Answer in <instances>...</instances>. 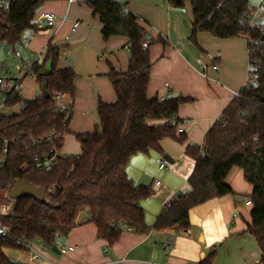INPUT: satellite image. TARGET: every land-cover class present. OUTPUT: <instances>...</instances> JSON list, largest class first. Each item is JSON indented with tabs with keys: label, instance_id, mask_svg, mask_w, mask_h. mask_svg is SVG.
Wrapping results in <instances>:
<instances>
[{
	"label": "trees",
	"instance_id": "16d2710c",
	"mask_svg": "<svg viewBox=\"0 0 264 264\" xmlns=\"http://www.w3.org/2000/svg\"><path fill=\"white\" fill-rule=\"evenodd\" d=\"M48 1L57 0H11L8 11L0 8V40L11 45L28 29L35 31L32 20ZM168 2L184 9L187 3L191 4V41L196 46L199 32L217 38L247 33L259 41L256 45L249 42V48L264 62V35L252 30L245 20L250 0ZM87 4L99 15L105 39L112 35L128 38L129 69L125 73L111 70L109 77L116 101L99 103V127L91 133L76 134L81 152L61 155L59 164L50 171L38 169L34 156L47 152L52 145L62 148L71 113L55 111L54 97L58 92L73 97L76 91L73 68L59 67L61 47L50 43L43 65L34 66L36 81L42 88L46 85L48 97L24 99L23 109L0 115V196L10 193L18 180L44 189L47 194L45 202L25 196L14 200L8 213L0 212V222L9 231L7 238H0V264H23L3 251L5 247L22 249L17 243L21 238L39 239L52 247L58 237L67 235L81 223L78 217L83 213L86 218L82 223H95L98 236L110 244L120 238L122 224L139 233L149 232L151 226L145 221L141 201L151 197L154 190L150 185H136L127 174V165L136 154L151 150L163 153L161 141L165 137L186 141L185 132L178 133L167 122L178 114L179 105L186 99L176 96L159 100L147 94L152 66L149 47L153 41L147 40L146 29L138 17L116 0H91ZM48 62L50 74L42 75ZM19 102L20 96L15 94L7 100V106ZM222 117L225 125L219 121ZM222 117L206 133L202 146L186 147L185 153L195 159L188 178L190 189L165 205L153 228L187 229L191 208L215 197L236 196L226 178L238 166L253 186L250 195H243L252 205L247 232L256 239L261 250L259 262L264 264V70L258 73V84L242 88ZM53 130L58 137L49 141L47 137ZM216 254L214 248L201 264H212Z\"/></svg>",
	"mask_w": 264,
	"mask_h": 264
},
{
	"label": "crops",
	"instance_id": "0c3cea01",
	"mask_svg": "<svg viewBox=\"0 0 264 264\" xmlns=\"http://www.w3.org/2000/svg\"><path fill=\"white\" fill-rule=\"evenodd\" d=\"M116 1L138 17L146 29V38L150 36L149 41H153L149 47L152 66L148 96L159 100L176 96L186 99L179 105L177 114L182 121H188L184 126L186 144L175 147L171 140H162L163 153L149 156L148 159L143 153L136 154L126 168L136 185H150L155 189L151 197L141 201L145 221L151 230L139 233L134 229H123L120 238L110 244L107 239L98 236L95 223H82L86 218L83 213L78 217L81 223L58 240L66 247H74L73 250L53 251L54 254L45 255L44 244H37L36 248L45 257L39 262L33 261L30 251L25 249L5 247L4 253L23 264H201V260L209 256L214 248L218 251V246L240 235L246 256L244 264H260L259 245L247 232L252 205L246 204L245 199L241 203L231 194L212 198L191 208L188 234L176 226L165 230L153 228L165 205L190 189L188 178L193 172L195 159L183 151L188 145H203L206 133L244 87L250 58L248 40L243 36L217 38L211 33L199 32V46H196L191 41L192 21L184 8L173 7L168 0ZM253 2L258 5L262 0ZM45 12L56 15L54 25L27 36L29 42L23 53L26 56L45 51L46 54L51 43L62 48L59 67L73 68L75 71L76 91L71 97L69 132L59 153L77 155L81 152V144L76 134L94 132L100 125L99 103L116 101L109 74L111 70L121 73L128 71V38L112 35L105 39L100 17L87 3L48 1L39 8L38 14ZM74 23L79 24L74 27ZM66 37H69L68 41ZM204 57H207V64L203 62ZM7 59L4 60L6 63ZM42 95L41 87L38 96ZM159 155L170 162L167 163V170H163L167 172L163 182L154 181V177L150 179L149 174L152 166L156 170L158 165V170L162 171L159 168ZM243 175V169L234 166L226 182L243 195L252 193L253 186L244 182ZM170 238L171 243L166 246ZM212 264L223 262L216 256Z\"/></svg>",
	"mask_w": 264,
	"mask_h": 264
},
{
	"label": "built area",
	"instance_id": "2783aa9c",
	"mask_svg": "<svg viewBox=\"0 0 264 264\" xmlns=\"http://www.w3.org/2000/svg\"><path fill=\"white\" fill-rule=\"evenodd\" d=\"M69 2H79V3H87L91 0H68ZM10 0H0V8L8 11L10 8ZM57 17L52 12H45L42 14H36L32 20V25L36 28L35 31L41 29L43 27L54 25ZM246 24L252 29L257 30L262 36L264 35V0L258 5L250 3L249 12L245 14ZM79 23H74V27H76ZM242 36L245 37L248 42H251L253 45H256L259 42L256 39L250 37L247 33H242ZM69 37H66V41H68ZM150 39V36L147 37V40ZM29 40L27 36H23L13 44L9 45L5 41L0 40V50L4 51L7 56H12L14 60L20 61L17 65V69L22 72L19 76H13L10 74L12 71L11 68L6 64V62H0V69L4 72L3 75H0V96H3L4 99L0 102V109L7 106V100L10 99L12 95L18 94L20 96V102L18 104L19 111L24 108V98L23 92L25 90V79L30 77L33 79L37 78V74L34 71V66L39 64L43 65L45 59V51L40 52L36 55H24L23 49L28 44ZM250 49V48H249ZM216 69L217 66L214 65ZM264 70V62L260 61L252 51L250 50V58L248 63V76L246 83L243 88L249 89L251 86H255L258 84V73ZM55 111H66L70 113L72 110V102L71 96L65 92H58L54 97ZM223 125H225V118H221L219 120ZM167 122L170 126L175 127L178 133L185 132V123L188 121H182L177 115L171 116L167 119ZM58 134L56 130H53L47 137V140L52 141L57 138ZM41 139H39L40 141ZM44 140V139H43ZM35 142V140H34ZM60 150L56 145H52L49 150L43 154H36L34 156V164L35 166L44 171H50L55 166L59 164L60 161ZM159 168L161 170H167V162L160 158L159 160ZM52 190V189H51ZM246 204H251L248 200ZM10 209L5 207L4 212L8 213ZM123 229H132L131 227L122 224ZM184 231L188 234L189 230L184 229ZM9 234L8 228L5 227L0 222V238H7ZM62 236L58 237L56 245L61 252H66L68 250H73L74 247H66L65 245L58 243V240L61 239ZM17 243L27 251L31 253V259L35 262H39L45 259L44 255L36 248V245L43 244V242L39 239H35L34 241H28L25 238H21L17 241ZM171 243V238L166 241L165 245L169 246Z\"/></svg>",
	"mask_w": 264,
	"mask_h": 264
},
{
	"label": "rangeland",
	"instance_id": "374dc122",
	"mask_svg": "<svg viewBox=\"0 0 264 264\" xmlns=\"http://www.w3.org/2000/svg\"><path fill=\"white\" fill-rule=\"evenodd\" d=\"M253 1L254 0H250V3H254ZM33 32L34 31L32 29H28L25 32V35L30 37V35ZM6 59H7V63L6 64L12 70L10 72V74H12L13 76L20 75L22 72H20L17 69V65L19 64L20 61L14 60L12 58V56L6 57L5 52L0 50V62H6V61H4ZM50 65H51V62H48V64L46 65V68L50 67ZM3 74H4V72L0 69V75H3ZM32 79L33 78H30V77L26 78L25 87L27 89H26L25 93L23 94L24 98L31 97L33 95L38 96V95L41 94V87H40L39 83L36 80L30 81ZM2 99H4V97L0 96V102H1ZM18 111H19V106L18 105H14V106H11V107H6L5 106L2 109H0V115L12 114V113H15V112H18ZM186 138H187V136H186ZM166 139L171 140L172 141L171 144H173L175 147L183 146V145L186 144L185 143L186 141L181 142V141H179V140H177L175 138H171V137H165L163 140H166ZM184 152L185 151H183V153ZM155 154H158V152H156L155 150H151L148 153H144V155H145L144 157H145V159H148L149 156H155ZM157 157H160V155L157 156ZM160 158H163L168 164H170V162H168L163 156H161ZM160 158H159V160H160ZM159 160H158V162H159ZM149 174L151 175L150 179L154 177V181L160 180L161 182H163L165 177H166V175H167V172H164L163 170L159 171L158 170V165H157V169L156 170H155L154 166H152L151 172ZM243 179H244L245 183L250 184L245 179L244 175H243ZM154 192H155V189H154ZM234 192H235L236 196H234V195L233 196L237 197V199L240 200V202L242 203V201H244L243 194L240 193L239 191H236V190H234ZM9 194L10 193L3 194V195H7L6 197H4L3 195L0 196V212H4L5 207H8L9 209H12V207L14 205V199L10 198ZM250 194L251 193L244 194V195H250ZM233 237H235V238L232 239V240H227L224 244H221L220 246H218V251H217L216 256L219 257V260L221 262H223V264H244V262L246 260V256L244 254V244H243L244 242L242 241V238H240V235L233 236ZM251 237H253V236H251ZM253 239H255V238H253ZM257 247H259V246H257ZM42 248H43V251H44L45 255L54 254V252L52 251L51 247H49L47 245H44V246H42ZM216 256H215V258H216Z\"/></svg>",
	"mask_w": 264,
	"mask_h": 264
},
{
	"label": "water",
	"instance_id": "95a60500",
	"mask_svg": "<svg viewBox=\"0 0 264 264\" xmlns=\"http://www.w3.org/2000/svg\"><path fill=\"white\" fill-rule=\"evenodd\" d=\"M185 10L188 14V17L191 21H193V11H192V6L190 3H187L185 6ZM207 57H204L203 62L205 64H207ZM51 71V65L50 67L46 68L45 71L42 73V75H48L50 74ZM43 96L44 97H48L49 92L47 90L46 85L43 86ZM166 158H168V156H165ZM10 198L17 200L21 197H25V196H32L35 197L38 201L40 202H45L47 201V194L45 192L44 189H41L37 186L31 185L25 181L22 180H18L12 187L10 194H9ZM52 251L59 253V249L57 247L56 244H54L51 247Z\"/></svg>",
	"mask_w": 264,
	"mask_h": 264
}]
</instances>
